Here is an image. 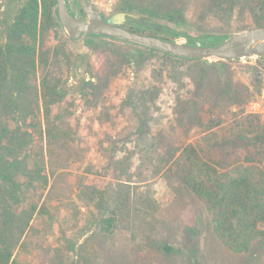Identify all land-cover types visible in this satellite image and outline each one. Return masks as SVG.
<instances>
[{"label":"rangeland","instance_id":"rangeland-1","mask_svg":"<svg viewBox=\"0 0 264 264\" xmlns=\"http://www.w3.org/2000/svg\"><path fill=\"white\" fill-rule=\"evenodd\" d=\"M29 1L0 0V148L20 128L16 155L28 166L16 174L32 169L49 183L23 190L24 231L7 264H264V220L251 249L234 253L214 231L215 208L183 178L192 149L218 174L264 171V58L206 62L72 39L48 0H36L35 27L18 40ZM251 1L90 0L106 18L126 11L162 29L128 27L210 44L264 26ZM93 190L106 199L92 203ZM165 242L176 250L166 254Z\"/></svg>","mask_w":264,"mask_h":264},{"label":"trees","instance_id":"trees-1","mask_svg":"<svg viewBox=\"0 0 264 264\" xmlns=\"http://www.w3.org/2000/svg\"><path fill=\"white\" fill-rule=\"evenodd\" d=\"M254 1L256 3L258 2V5L264 10V0ZM48 2L47 7L51 5L57 6L56 0H48ZM249 2L252 3L251 0ZM68 3L72 6V10L77 11V9L81 8L79 0H68ZM35 8L38 11L36 0H31L24 6L23 10L17 16V26L13 28L12 36H16L19 40L22 30L26 31L29 29L31 33V29L35 27L31 28V24L35 21L33 16ZM56 20L59 25H62L60 24L57 8ZM132 29L143 31L136 28ZM22 33L26 32L23 31ZM184 41L195 43L187 39ZM161 53L166 57H178L163 52ZM193 60L206 62L238 61L235 59ZM56 87L57 85L51 84L49 86V93H56ZM21 131L18 128L12 134V137L10 136L8 138L7 143L4 142L3 149L0 148V264L8 263L11 250L14 248L18 239L16 234L24 231L22 220L26 215L25 210L27 206H23V201L20 200L23 190L29 188L41 190L49 183L47 176L36 174L32 169L29 172L25 168V174H16L17 169H20L22 163L28 166L16 155L18 150L26 148V137L22 135ZM7 132H9V128L6 125L0 126V141H4L5 138L3 136L7 135ZM17 133L18 139L15 137ZM52 135L56 143L61 140V131L54 128ZM187 160L188 170L186 169L187 172L183 174L184 181L189 189L204 200L210 202L213 208H215L213 218L214 231L220 236L222 242L234 253L240 254L248 252L258 237V223L264 220V171L254 164L249 166L242 164V166H238L236 169L231 168L230 173L218 174L217 171L213 170L210 165L202 160L199 154L195 153L194 149L189 151ZM35 165H38L37 160ZM37 172L39 173V167ZM95 192L96 190H93L88 195L92 203H101L102 201L100 199H106L102 192L100 194L96 193L94 196ZM30 204L32 203L30 202ZM111 220L112 218L104 219V221L108 222L107 224L109 226ZM161 249L166 254L173 253L176 250L168 242L161 244Z\"/></svg>","mask_w":264,"mask_h":264},{"label":"water","instance_id":"water-1","mask_svg":"<svg viewBox=\"0 0 264 264\" xmlns=\"http://www.w3.org/2000/svg\"><path fill=\"white\" fill-rule=\"evenodd\" d=\"M79 1L81 8L76 14L68 0H56L60 24L72 39L80 38L85 34H99L174 56L193 59H242L253 55L264 58V26L237 32L218 43H189L157 33L137 31L125 25L128 22H135L143 26L155 27L158 31L162 29L160 24L148 21L145 17L121 11L106 18L90 0Z\"/></svg>","mask_w":264,"mask_h":264},{"label":"flooded vegetation","instance_id":"flooded-vegetation-1","mask_svg":"<svg viewBox=\"0 0 264 264\" xmlns=\"http://www.w3.org/2000/svg\"><path fill=\"white\" fill-rule=\"evenodd\" d=\"M127 24V23H126ZM158 34V33H157Z\"/></svg>","mask_w":264,"mask_h":264}]
</instances>
